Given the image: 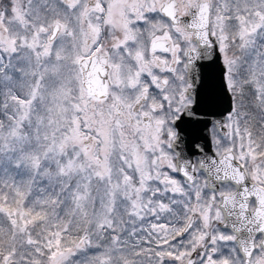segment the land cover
<instances>
[{"label": "snow or ice", "instance_id": "snow-or-ice-1", "mask_svg": "<svg viewBox=\"0 0 264 264\" xmlns=\"http://www.w3.org/2000/svg\"><path fill=\"white\" fill-rule=\"evenodd\" d=\"M0 264H264V0H0Z\"/></svg>", "mask_w": 264, "mask_h": 264}]
</instances>
